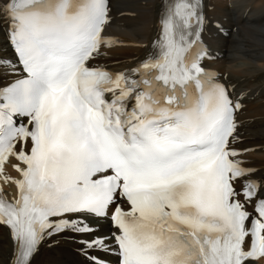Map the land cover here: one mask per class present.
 Wrapping results in <instances>:
<instances>
[{
	"label": "snow or ice",
	"instance_id": "1",
	"mask_svg": "<svg viewBox=\"0 0 264 264\" xmlns=\"http://www.w3.org/2000/svg\"><path fill=\"white\" fill-rule=\"evenodd\" d=\"M0 11L16 56L0 63L20 77L0 86V179L18 190L8 200L0 188V225L15 264L64 232L91 236L84 250L115 247L119 264L264 258V181L237 159L242 104L194 51L200 0H175L152 53L119 73L89 66L119 43L103 35L108 0H3ZM10 157L18 178L4 173ZM91 218L116 231L96 236Z\"/></svg>",
	"mask_w": 264,
	"mask_h": 264
},
{
	"label": "bare ground",
	"instance_id": "2",
	"mask_svg": "<svg viewBox=\"0 0 264 264\" xmlns=\"http://www.w3.org/2000/svg\"><path fill=\"white\" fill-rule=\"evenodd\" d=\"M2 0H0L1 5ZM162 0H111L113 19L109 33L123 40V45L111 51L105 61L118 65H132L142 59L148 46L138 47L152 39L156 31L157 15ZM264 0H210L206 26L203 33L211 48L219 53L213 64L238 92L246 94L245 118L251 117L243 129L245 144L259 145V149L250 155L256 168V177L264 180ZM229 4L231 6L229 7ZM260 8V11H259ZM257 16V18H256ZM256 18V20H254ZM4 18L0 11V56L15 62L4 40ZM243 42L245 44H243ZM137 44V45H136ZM255 49L258 52L254 53ZM239 65V66H238ZM7 65L0 63V83L9 75ZM97 229L96 236H108L107 221L90 220ZM59 248H42L31 264H60L61 259L70 255L66 244L74 241L59 240ZM110 257L111 254L105 255ZM10 244L6 231L0 227V264H9ZM63 264H71L79 258L66 259ZM263 264V262L249 263Z\"/></svg>",
	"mask_w": 264,
	"mask_h": 264
},
{
	"label": "rangeland",
	"instance_id": "3",
	"mask_svg": "<svg viewBox=\"0 0 264 264\" xmlns=\"http://www.w3.org/2000/svg\"><path fill=\"white\" fill-rule=\"evenodd\" d=\"M230 6H231V4H229V7H230ZM243 44H245V43L243 42ZM251 50H254V53H257V52H258V51L255 50V49H251ZM261 64H262V66L264 67V62H262ZM66 259H69V256H66V257L62 258L60 264L66 263V262H67Z\"/></svg>",
	"mask_w": 264,
	"mask_h": 264
}]
</instances>
